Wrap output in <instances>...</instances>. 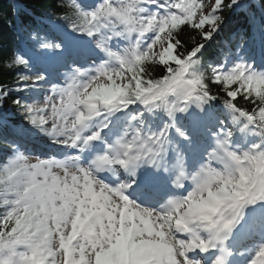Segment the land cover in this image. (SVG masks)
I'll use <instances>...</instances> for the list:
<instances>
[{"label": "snow or ice", "instance_id": "6c2138e0", "mask_svg": "<svg viewBox=\"0 0 264 264\" xmlns=\"http://www.w3.org/2000/svg\"><path fill=\"white\" fill-rule=\"evenodd\" d=\"M239 2L99 0L89 9L68 0L60 18L92 37L98 63L72 64L49 87L19 52L2 62L22 70L11 85L0 82V103L13 88L45 89L42 102L37 96L14 103L58 151L32 162L12 145L13 156L0 165V259L7 255L14 264L24 238L37 242L32 264H232L257 216L264 227V200L253 195L209 207L205 193L213 191L210 176L224 180L217 170L226 162L264 170V69L239 58L204 70L199 57L224 22L222 10ZM188 27L199 39L185 47L181 33ZM31 38L40 50L62 49L39 33ZM121 38L125 46L114 47ZM149 65L162 66L158 78ZM210 82L226 97L224 120L210 111L220 99ZM238 98L254 107L240 106ZM193 112L216 130L208 128L204 159L189 167L172 132L191 143L178 123ZM237 130L254 139L237 142ZM109 173L116 179L107 182ZM160 173L171 187L161 188ZM188 181L191 190L178 194ZM252 251L247 264H264V242Z\"/></svg>", "mask_w": 264, "mask_h": 264}, {"label": "trees", "instance_id": "16d2710c", "mask_svg": "<svg viewBox=\"0 0 264 264\" xmlns=\"http://www.w3.org/2000/svg\"><path fill=\"white\" fill-rule=\"evenodd\" d=\"M257 1L261 4L262 9H264V0ZM59 2L60 0H0V82H3L5 85H11L12 81L17 77V69L8 70L2 67V62L12 54L14 21H17L20 31L23 32L25 36L39 33L35 28V22L37 20L49 18L51 14L59 12ZM240 21L242 22L244 19L235 20L234 22L232 21V23L228 22L227 25L224 26L223 33L226 34L229 32L237 25L236 22ZM261 26L262 23L255 24L254 29L258 30ZM39 34L41 35V33ZM181 36L185 43V47L191 45L193 38L199 39L197 33L190 27L186 28L181 33ZM205 43L200 57H202L205 62L211 61L212 64H216V56L219 52V48L222 47L223 44L220 42L219 38L212 42H208L207 40ZM181 51H183V49H181ZM161 68L162 66L160 65H149L148 70L153 76L158 78ZM210 86L212 87L213 94L220 97V99L217 98V100L226 98L219 86H212L211 82ZM7 99L14 105L16 99L13 97L12 89L9 91ZM238 103L244 108L254 107L250 100L238 98Z\"/></svg>", "mask_w": 264, "mask_h": 264}, {"label": "clouds", "instance_id": "9594fccd", "mask_svg": "<svg viewBox=\"0 0 264 264\" xmlns=\"http://www.w3.org/2000/svg\"><path fill=\"white\" fill-rule=\"evenodd\" d=\"M244 46V40H241L239 47ZM240 58L245 61L244 55L241 54ZM247 62V61H246ZM251 65V62H247ZM205 164L207 161L204 162ZM147 168H153L151 163H148ZM221 172L224 180H216L215 177L210 176L211 188L213 191L206 192L208 197L204 201L205 206H213L215 203L225 200L228 204H231L233 200H240L241 202L248 200L253 195H259L264 200V170L257 171L254 166L247 161L243 163H225L223 170L218 169ZM129 179L127 175L123 176V180ZM138 179V176L131 177L132 181ZM226 181V182H225ZM183 186V182H182ZM231 208L225 209V215H231ZM242 214V213H241ZM37 242L34 239L21 238V246L17 250V254L13 258L14 264H32L33 250L36 247ZM8 256L0 259V264H7Z\"/></svg>", "mask_w": 264, "mask_h": 264}, {"label": "rangeland", "instance_id": "374dc122", "mask_svg": "<svg viewBox=\"0 0 264 264\" xmlns=\"http://www.w3.org/2000/svg\"><path fill=\"white\" fill-rule=\"evenodd\" d=\"M48 94H50V93H48Z\"/></svg>", "mask_w": 264, "mask_h": 264}, {"label": "bare ground", "instance_id": "6f19581e", "mask_svg": "<svg viewBox=\"0 0 264 264\" xmlns=\"http://www.w3.org/2000/svg\"><path fill=\"white\" fill-rule=\"evenodd\" d=\"M11 33V32H10Z\"/></svg>", "mask_w": 264, "mask_h": 264}]
</instances>
